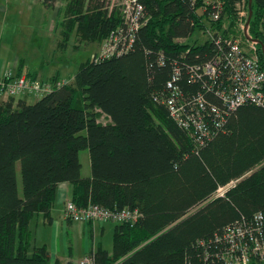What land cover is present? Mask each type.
<instances>
[{"label": "trees", "instance_id": "trees-1", "mask_svg": "<svg viewBox=\"0 0 264 264\" xmlns=\"http://www.w3.org/2000/svg\"><path fill=\"white\" fill-rule=\"evenodd\" d=\"M57 1L40 0L45 8ZM137 1L146 22L128 51L88 58L66 83L51 78L52 89L34 103L13 96L0 103V264H51L46 246L32 244L29 224L37 214L51 223L60 183L70 186L69 201L79 208L139 214L132 225L114 223L110 251L100 244L87 251L94 264H218L224 230L264 215V108L225 111L207 77L188 81L190 67L199 73L220 46L185 41L217 9L218 29L236 20L241 3L247 16V0ZM251 10L249 36L264 45V0H252ZM60 18L62 47L72 34L103 41L123 19L121 7L108 0H65ZM175 69L184 101L202 94L224 118L215 126L219 120L206 107L209 134L202 143L162 102ZM98 113L108 122H98ZM85 149L90 173L82 176L78 153Z\"/></svg>", "mask_w": 264, "mask_h": 264}, {"label": "built area", "instance_id": "built-area-1", "mask_svg": "<svg viewBox=\"0 0 264 264\" xmlns=\"http://www.w3.org/2000/svg\"><path fill=\"white\" fill-rule=\"evenodd\" d=\"M110 4H118L121 7L122 25L111 31L101 43L100 51L94 60L107 58L112 55H120L130 49L138 29L145 24L146 18L141 3L137 0H108ZM220 8L221 4L216 3ZM220 4V5H219ZM220 6V7H219ZM218 9L210 15L211 23H206L205 28L199 33L207 40L219 44V52L215 58L207 61L199 69H189V82L207 77L212 92L223 104L225 111H231L242 104H253L264 108V69L261 68L255 41L249 40L252 51H245L241 48L240 40L225 32V25L217 28L213 21L220 19ZM244 35H247V31ZM252 39V38H251ZM254 45V46H253ZM258 45V44H257ZM171 81L167 83L169 94L163 98L162 102L169 115L185 128L192 127L199 143L209 134V129L204 121V111L206 107L218 118L215 126H219L224 118L221 111L214 104H209L204 100L202 94H197L192 101H184L183 95L176 84L179 71L174 70ZM226 75V76H224ZM225 77V84L222 80ZM66 83L64 80L56 85ZM53 84L48 80L31 78L26 74L14 76L10 72L0 76V96H42L52 89ZM195 105V110L192 105ZM193 135V136H194ZM236 181H231L223 187H219L216 196L233 186ZM136 210L123 209L121 211H111L97 204H89L79 208L71 201L64 205V217L75 222L88 223L92 221H111L113 223L127 222L134 224L138 218ZM222 240L225 243L223 252L220 253L218 264H264V215L256 213L252 221L242 220L228 226L223 234ZM79 264H94L89 253L83 255Z\"/></svg>", "mask_w": 264, "mask_h": 264}, {"label": "rangeland", "instance_id": "rangeland-1", "mask_svg": "<svg viewBox=\"0 0 264 264\" xmlns=\"http://www.w3.org/2000/svg\"><path fill=\"white\" fill-rule=\"evenodd\" d=\"M64 8L65 0H58L51 9L52 11L45 8L38 0H34L33 3L30 0H0V66L4 64L8 68L11 61L18 57L27 64L32 63L42 77L46 78L57 70L59 76L67 82L74 76L81 63L86 62L88 58H95L103 41L87 43L72 34L68 43L63 47L61 46L62 35L60 36L59 28L54 29V24L56 20L61 21L60 17ZM237 9L238 17L236 20L232 23L225 21L224 25L229 34L240 40L241 48L250 52V50L252 51L251 44L243 32L247 19L245 5L241 3L237 6ZM246 31L249 35L248 27ZM204 39L199 32H196L195 37H191L185 42L201 43ZM257 46L256 44V51ZM257 56L259 57L258 53ZM38 98V96H28V103H34ZM97 121L106 123L108 118L98 113ZM78 156L81 163V175H89L88 151L86 149L81 150ZM248 174H245V176ZM17 184L20 190L21 181L18 170ZM79 223L85 224L83 222L75 223V225H78V229L75 232L69 231L73 259L77 261L75 264H79L84 255L82 253L86 249V246H84L86 241H84L82 235V225ZM85 225H88V223ZM43 233L47 236L49 228L45 227ZM96 239L101 241L106 249L110 250L112 246V227L108 226L106 232L101 237H96ZM90 244L91 240L89 239L88 245ZM78 258L80 259L77 260Z\"/></svg>", "mask_w": 264, "mask_h": 264}, {"label": "crops", "instance_id": "crops-1", "mask_svg": "<svg viewBox=\"0 0 264 264\" xmlns=\"http://www.w3.org/2000/svg\"><path fill=\"white\" fill-rule=\"evenodd\" d=\"M30 1L33 3L34 0H30ZM38 1L40 2V0ZM52 8H47V9L51 10ZM59 23H60L59 21L57 20L55 21L54 29L59 28L60 36H61V26ZM7 72H10L13 75L19 72L21 74H26L31 78H37L41 80H51V78L53 77L58 78V80H65L59 76L57 70L53 74L44 78L42 77L41 74H39L38 70L33 67L32 63L27 64L23 59H20L18 57H16L11 61L10 67L6 68L4 64L0 66V76H3ZM18 98H23L28 102V96H22ZM4 100H6V97L0 96V103L3 102ZM69 200H70V186L67 183L58 184L56 189L55 203L50 211L51 223L46 224L43 216L41 214H37L31 219L29 224V228L32 235V241H31L32 244L36 246H41V245L46 246V248L50 253L51 264L54 261H58L60 264H67V263L75 264L77 262L74 261L73 259L72 245L69 236H70V232L72 231L75 232L78 229V225L77 224L75 225V223L78 222L68 221L64 217L63 208L65 203ZM79 224L82 225V235L84 237V241H86L84 245L86 246V249L83 251L82 254H85L91 248L94 250L98 244L104 247L102 242L97 240L96 237H101L104 234V232H106L108 226L112 227V232H113V227H114V223L111 222L92 221L88 223V225L82 223ZM45 227L49 228V233L47 236L43 233ZM90 236L92 237L91 239ZM89 239L91 240L90 245H88ZM80 258H78L77 260H79Z\"/></svg>", "mask_w": 264, "mask_h": 264}, {"label": "water", "instance_id": "water-1", "mask_svg": "<svg viewBox=\"0 0 264 264\" xmlns=\"http://www.w3.org/2000/svg\"><path fill=\"white\" fill-rule=\"evenodd\" d=\"M247 2H248V5H247L248 6V15H247L246 22L244 24V31L245 32L247 30V27H248V24H249L251 15H252V10H251L252 0H247ZM246 38L249 39V40L255 41L260 46V51H261V54H262V61H263V66H264V45L261 42L257 41V40H254V39L249 38L248 36ZM244 176H242L241 178H243Z\"/></svg>", "mask_w": 264, "mask_h": 264}, {"label": "bare ground", "instance_id": "bare-ground-1", "mask_svg": "<svg viewBox=\"0 0 264 264\" xmlns=\"http://www.w3.org/2000/svg\"><path fill=\"white\" fill-rule=\"evenodd\" d=\"M87 253V252H86Z\"/></svg>", "mask_w": 264, "mask_h": 264}]
</instances>
